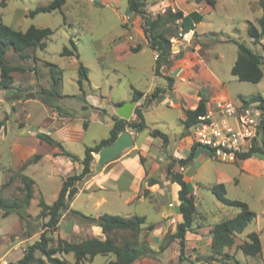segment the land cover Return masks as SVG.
Instances as JSON below:
<instances>
[{"label": "rangeland", "instance_id": "1", "mask_svg": "<svg viewBox=\"0 0 264 264\" xmlns=\"http://www.w3.org/2000/svg\"><path fill=\"white\" fill-rule=\"evenodd\" d=\"M51 1L0 0V20L3 24L21 31L30 25L40 28L48 27L53 30L52 35L46 40L44 49L39 47L27 49L28 58H21L10 47L4 54L7 64L23 67L25 70L13 71L11 85L7 88H0V195L6 199L21 202L23 197L22 175L31 177L34 185L33 197L25 208L24 219L19 218L15 212L3 216L0 208V264L17 261L22 257L27 246L39 239L44 223L47 221V218L38 216L39 200L43 199L47 204H51L56 199L63 180L76 173L75 162L64 155L56 158L53 153L50 157L44 158L46 151L50 153L52 151L47 143L42 142L43 146L38 143L39 140L35 133L50 130L49 134L67 151L82 159L87 146L108 137L112 125V120L108 115L111 101L129 96L132 87L145 90L151 78L147 65L152 61L149 52H131L127 48L128 44L126 47L125 44L119 45L124 43V39L121 34L120 20L116 16L117 12H114L116 6L112 0H108L104 5L91 3L90 0H66L61 10L38 13L33 17L27 15L28 10L36 5L47 4ZM125 5L124 1L119 6L123 9ZM193 5V2L182 4L185 9ZM203 6L205 20L199 30L212 28L216 31L203 35L206 42L212 37L220 39L222 35H232L264 58V35L258 42H255L246 32L247 19H249L248 22L258 25V18L261 14L258 0H216L215 8L204 0ZM117 38H119L118 42ZM182 39L179 36L170 38L172 50L173 46L179 45ZM71 41L76 46L78 59L75 56L60 54L64 46L72 48ZM228 47L236 46L232 44L215 46L216 50L225 54L219 63L220 69L228 67V58L231 57L227 51ZM78 61L87 68L88 74V80L82 82V88L77 82ZM48 62L57 65V70L61 69L60 91L65 96L52 97L46 106L35 98L38 99L39 89L50 88ZM262 67L264 72V62ZM236 81L240 83L236 86L237 89H244V92L257 91L260 92L257 94L264 97V74L258 83L238 79ZM53 112L56 113V117ZM56 118L59 121H56ZM169 118L172 120L169 125L166 126L163 123L160 125L167 134L180 128L173 113L169 115ZM147 121H150L148 115ZM84 122L87 123L86 127L83 126ZM53 125L56 126L55 129L52 128ZM261 143L264 144L263 135ZM171 144L173 141H170ZM197 150L200 154L206 152L203 147H197ZM36 153L40 154L41 158L23 168L25 161ZM165 158L169 160L168 163L170 162L172 167L178 166L177 162L171 159V155L166 154ZM156 160L159 163L158 156ZM237 162H220L210 158L204 165L193 167L195 177L192 182L196 185L195 192L191 193L194 197L195 214L192 225L185 234L183 264H236L235 260L239 264H255V262L261 264L260 255L246 256L237 248V244L241 243L249 232L256 231V229L259 230L257 232L262 241L264 259V168L252 165L253 171L242 172ZM132 163L134 162L132 161L131 165ZM97 165V153H93L91 173ZM143 166L146 172L153 169V165L147 163L145 157H143ZM167 166L168 164L163 167L160 165L163 168L162 171H159L161 168H157L154 174L163 175V170L165 167L167 169ZM167 178L170 180L168 176ZM85 179L74 185L77 190L69 199L67 198L69 191L67 192L65 199L68 208L61 211L60 228L58 223V227L52 232L45 230L52 239V246L56 245L57 237L69 241H80L86 237L105 238L101 228H95L96 225L84 222L78 215L71 214L70 209L93 217H98L97 211L125 217L132 214H145L148 220L139 232L138 238L145 240L152 237V241L148 243L155 250V254L140 257L132 264H177L180 254L178 239H173L166 244V236L176 230L178 223L176 216L171 214L169 217L159 219L158 222L151 221L157 216L155 208H161L162 201L158 198L159 196L148 195L146 196L148 200L142 203L137 204L134 199L135 201L127 205L115 199L113 192H109L111 198L98 209H94L93 198L87 199V195H81L73 202V208H71L72 200ZM219 182L224 184L227 198L245 202L256 214V218L235 237V243L226 249L229 256L213 260L208 259L211 254L210 229L217 222L230 218L238 212L236 207L226 206L219 202L211 192L210 187ZM141 187L143 192L144 183ZM175 213H178V209ZM148 224H153V227L147 229ZM60 230L64 234H62L63 237L60 235ZM116 235L118 239L127 236L125 232H118ZM165 244L164 249H159ZM35 255L46 260L39 252ZM57 256L65 258L69 264H75L72 253H62ZM113 258L112 254H98L79 264H106Z\"/></svg>", "mask_w": 264, "mask_h": 264}, {"label": "trees", "instance_id": "2", "mask_svg": "<svg viewBox=\"0 0 264 264\" xmlns=\"http://www.w3.org/2000/svg\"><path fill=\"white\" fill-rule=\"evenodd\" d=\"M199 3L202 0H195ZM211 6L214 5V0H206ZM66 0H52L47 4L36 5L33 9L28 10L27 15L30 17L35 16L38 13L52 12L61 10ZM261 14L258 18L257 26L248 22L246 32L250 38L255 42L264 35V1L258 0ZM128 10L131 13L137 14L141 17V26L143 28L144 35L147 39L148 45L151 49L157 52L155 60V73L159 74V68L162 63L167 61L172 53L171 37L181 36L182 34L192 30L195 25L201 21L202 14L197 11H192L186 15L182 11H172L168 7L163 13H157L152 15L146 9V0H128ZM180 22V24H178ZM53 30L44 27H36L30 25L24 31L14 30L10 26L0 22V88H7L13 82V71H24L25 69L20 66H12L7 64L4 59V54L7 48H12L21 58H28V48L39 47L44 49L46 47V40L51 36ZM237 46V57L231 68V72L240 81H247L251 83H258L263 77L264 58L261 54L254 52L244 42L236 39H228ZM71 49L64 46L60 52L61 55L75 56L79 58L75 44L71 41ZM139 49L135 47L132 49L136 51ZM49 67V73L51 78V85L49 89L41 88L38 91V99L44 103H49L52 97H59V88L61 84V73L57 70L56 65L52 63L47 64ZM59 73H57V71ZM169 85L172 78L168 77ZM88 80L87 68L78 61V85L82 88V82ZM161 88L157 87L151 93V98H155L160 92ZM142 96V92L134 89L132 91L131 100L137 101ZM245 103L252 101H259L260 105L264 109V97L260 94H252L248 97H241ZM120 103H116L119 105ZM136 115L135 120H124L120 117L113 116V124L109 130V135L103 138L91 146L85 148L84 156L79 159L76 155L67 151L63 145L53 139L50 135L44 132H38L36 134L39 142H45L50 146L58 147L60 152L55 155H64L73 162H79L80 167L78 171L72 175L67 176L61 185V188L57 194L56 199L47 204L43 199L39 200L38 207L40 208L38 216L47 218L44 223L43 231L40 233L39 239L35 240L32 244L28 245L23 253L22 257L17 261H8L5 264H69L65 258L57 256V254L72 253L75 264H79L87 258H92L98 254L107 255L112 254L113 259H110L106 264H132L137 259L143 256H151L155 254L148 240H140L138 234L146 223V218L143 215H133L129 217L101 214L98 217L83 214L77 210L70 209L71 214L78 215L81 220L86 223H92L101 228L102 233L105 234V238L86 237L80 241H69L61 237H57L56 245L52 246V239L46 234L45 230H54L57 228L62 209H67L66 194L67 192L79 181L87 178L91 174V163L93 160V153H98L104 146L113 143L118 135L125 131L127 128L135 132H141L147 128L144 121L141 107L134 109ZM206 113V106L204 100L198 102L197 107L194 110L187 111V120L185 126L189 127L197 122V117ZM87 126L86 122L83 124ZM1 127V125H0ZM149 135L152 137H159L162 140L163 145L168 143L167 134L158 129H151ZM197 145L193 144L188 154L181 159L175 160L180 166H184L188 161L192 160L196 154ZM250 157H257L264 160V144L253 143L250 149L239 154V159L244 160ZM41 158L40 154H35L32 158H29L23 164V168L31 163L37 162ZM140 162L143 163V157L140 156ZM166 175L172 182L179 184L178 190L179 205L177 206L180 219L176 224V230L172 234L166 236V244L173 239H178L180 245V254L177 264H183L184 257V245L185 234L192 225L195 214V203L192 189L187 183L183 174L178 171L172 170V164L169 163L166 169ZM23 193L22 201L9 200L0 195V208L2 209L3 216H7L11 212H15L19 218L24 219L26 216L25 208L30 204L33 197V185L34 180L26 175L21 176ZM155 179H148L147 184L152 185L156 183ZM211 192L215 198L226 206H233L238 209V212L230 217L223 219L210 229L211 254L208 259L216 260L229 256L225 250L231 247L235 243V237L243 232L245 227L256 218V214L251 211L245 202L229 199L226 197V190L223 183L213 184ZM147 189H143V195L148 194ZM147 229H151L153 224L146 225ZM125 232L127 236L118 239L117 233ZM165 245H161L159 249H164ZM237 248L242 251L246 256L256 257L261 254L262 246L259 237V233L251 231L246 235V238L239 244ZM39 252L42 257L36 256L35 253ZM239 264L237 260L234 261Z\"/></svg>", "mask_w": 264, "mask_h": 264}, {"label": "crops", "instance_id": "3", "mask_svg": "<svg viewBox=\"0 0 264 264\" xmlns=\"http://www.w3.org/2000/svg\"><path fill=\"white\" fill-rule=\"evenodd\" d=\"M112 1L116 6L114 12H117L116 16L120 20L121 34L124 39V43H120L119 45L125 44L126 47L128 44L127 48H129L131 52L148 51L152 61L147 64L151 73V78L147 88L145 90H141L132 87L129 96L111 101V107L108 110V115L112 120L111 124H113L112 117L117 116L116 109L124 102H133L134 109L139 106L141 107L147 128L141 132H135L129 128L126 129L132 136V147L123 151L119 156L105 163L102 167H99V170L94 168V172L84 180L81 188H78L76 196L72 200L70 207L73 208V202L81 195H87V199L93 198L92 205L94 209H98L105 204L109 198H111L109 192H113L115 194L113 196L115 199H119L127 205H130L134 199H136L137 204L142 203L143 201L148 200V197L146 196L152 195V197L159 196L158 198L162 201L160 206L161 208H155L154 210L157 213V216L151 220L152 222H158L159 219L169 217L171 214L175 215L179 221L180 214L175 213L177 206L179 205V184L172 182L167 178L166 167L165 170H163V175L156 176L154 173L157 172V168L159 169L170 163H168L169 160L165 158L166 154L169 156L171 155V159L177 160L184 158L190 151L193 145L192 130L194 125L189 127L185 126V121L188 118L187 111L194 110L200 100H204L206 108H214L215 103L219 101L232 100L238 103L242 96L248 97L249 95L260 92H244V89H242L243 87H240L242 90H239L236 87L240 85V83L239 81H236L238 78L232 74L231 68L237 57V46L233 42L228 41V39H239L232 35H222V38L220 39L212 37L208 42L204 40L203 35L216 32L212 28L199 30V27L203 25L205 20V16L203 15L205 10L203 6L204 0L199 3L195 0H146V9L152 15L163 13L168 7H170L172 11L180 10L184 15L192 11H197L202 14L201 21L198 22L192 30L188 31L190 36L189 40L187 41L182 39V41L179 42V45L173 46L171 55L167 61L161 64L159 74L155 73V60L157 52L151 49L148 45L141 26V17L128 10V0ZM124 1L126 2V5L122 9L119 5ZM214 1L215 4L212 8H215L216 6V0ZM90 2L104 5V3H107L108 0H90ZM188 2H193V8H183L182 4ZM248 21L249 19H247L246 22L248 23ZM178 24H180V22H178ZM118 40L119 38H117V42ZM218 44H232L236 46L231 48L228 47L227 51L231 57L228 58V67L224 69H220L219 63L223 60L225 54L222 53V51L215 49V46ZM138 46V50H132ZM174 49H176V51H174ZM120 51L121 50H119V52ZM59 71L61 72V69ZM168 77L172 78V81L170 82L171 85H169V80L167 79ZM157 87L161 88L160 92L155 98H151V93ZM134 89L142 92V96L135 102L131 100L132 91ZM59 93L61 96L57 98L65 96L61 93L60 88ZM35 99L39 100L37 98ZM39 101L42 102L41 100ZM116 103L120 104L116 105ZM44 104L48 106L47 103ZM172 113L174 114L177 123L180 124V128L179 130H172L167 134L163 131V128L160 125L162 123L166 126L169 125L172 120L170 118L168 119V117ZM53 115L56 117L55 112H53ZM147 115L149 116L150 121H147ZM135 119L136 115L133 111L131 117L127 121ZM56 121H59V119L56 118ZM55 127L56 126L53 125L52 128L55 129ZM151 129H158L167 134L168 143L163 145L162 140L159 137L154 138L149 135V131ZM44 133L50 135V130H47ZM170 141H173V144L170 145ZM38 143L41 146L44 145L39 141ZM48 148L51 149L52 153L46 151L43 155L44 158L50 157L53 153L56 158L61 156L59 154L55 155V153L60 152L58 147L48 145ZM140 156L145 157L147 163L149 162L153 165V169L151 168L149 172H146L143 163L140 162ZM157 156L160 160L159 163L156 160ZM210 158L211 157L207 151L200 154L199 150H196V154L192 160L188 161L184 166H180L177 163L176 165L178 166H173L174 169L172 167V170L183 174L194 193L196 184H193L192 182L195 177L193 167L195 165H204V163L209 161ZM132 161L134 163L131 165ZM68 163L71 165L70 161ZM236 164H238V168L242 172L253 171L251 168L252 165H259L264 168V160L257 157H250L244 160L239 159ZM79 167V162H75L74 169L76 172ZM162 169L163 168L159 169V171H162ZM148 179H155L157 182L152 185H148ZM143 183L145 185L144 188L149 191L147 195H143V192L141 191V185H143ZM81 213L85 214L84 212ZM96 213H98V216L99 214H104L100 211H97ZM142 215L145 216L146 220H148L147 215ZM95 228L100 229L99 226H96ZM156 231L157 230H155V232ZM257 231L259 230L256 229V232ZM62 234L63 233L61 232L60 235L63 237L64 234ZM147 239L149 242L152 241V237H148ZM12 246H14V243H12ZM260 256L261 264H264L262 250ZM255 264L259 263L255 262Z\"/></svg>", "mask_w": 264, "mask_h": 264}, {"label": "built area", "instance_id": "4", "mask_svg": "<svg viewBox=\"0 0 264 264\" xmlns=\"http://www.w3.org/2000/svg\"><path fill=\"white\" fill-rule=\"evenodd\" d=\"M189 40L186 32L180 38ZM157 57V55H156ZM264 131V109L259 101L245 103L242 99L219 101L214 108L197 117L193 126V144L203 147L210 157L234 163L239 154L260 143Z\"/></svg>", "mask_w": 264, "mask_h": 264}, {"label": "water", "instance_id": "5", "mask_svg": "<svg viewBox=\"0 0 264 264\" xmlns=\"http://www.w3.org/2000/svg\"><path fill=\"white\" fill-rule=\"evenodd\" d=\"M86 108V107H84ZM134 111V103L133 102H124L116 109V115L124 120H128ZM133 145V139L128 130L121 132L116 140L104 146L98 153H97V161L98 165L96 169H99L100 165H103L117 156H119L126 148L131 147ZM76 186H73L68 194L67 198H71L72 195L76 192Z\"/></svg>", "mask_w": 264, "mask_h": 264}]
</instances>
